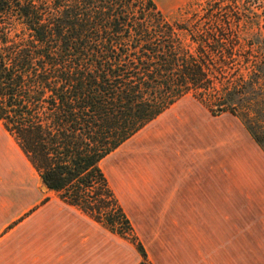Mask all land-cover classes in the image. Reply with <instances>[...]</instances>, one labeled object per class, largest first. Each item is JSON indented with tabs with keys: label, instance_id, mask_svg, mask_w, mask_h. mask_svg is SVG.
Returning <instances> with one entry per match:
<instances>
[{
	"label": "rangeland",
	"instance_id": "obj_1",
	"mask_svg": "<svg viewBox=\"0 0 264 264\" xmlns=\"http://www.w3.org/2000/svg\"><path fill=\"white\" fill-rule=\"evenodd\" d=\"M151 1L223 39L209 60L216 88L262 60L264 0ZM260 87L258 114L188 95L101 162L133 231L123 238L47 193L0 124V264H264V151L243 121L264 146V76Z\"/></svg>",
	"mask_w": 264,
	"mask_h": 264
},
{
	"label": "trees",
	"instance_id": "obj_2",
	"mask_svg": "<svg viewBox=\"0 0 264 264\" xmlns=\"http://www.w3.org/2000/svg\"><path fill=\"white\" fill-rule=\"evenodd\" d=\"M222 41L170 23L151 0H0V124L47 193L131 236L100 168L107 156L188 95L217 97L220 113H259L264 56L247 79L218 89L209 60L227 52Z\"/></svg>",
	"mask_w": 264,
	"mask_h": 264
},
{
	"label": "crops",
	"instance_id": "obj_3",
	"mask_svg": "<svg viewBox=\"0 0 264 264\" xmlns=\"http://www.w3.org/2000/svg\"><path fill=\"white\" fill-rule=\"evenodd\" d=\"M2 216H0V233H1V231H2V229H3V227H2Z\"/></svg>",
	"mask_w": 264,
	"mask_h": 264
},
{
	"label": "water",
	"instance_id": "obj_4",
	"mask_svg": "<svg viewBox=\"0 0 264 264\" xmlns=\"http://www.w3.org/2000/svg\"><path fill=\"white\" fill-rule=\"evenodd\" d=\"M43 189L46 190L45 187H43Z\"/></svg>",
	"mask_w": 264,
	"mask_h": 264
}]
</instances>
